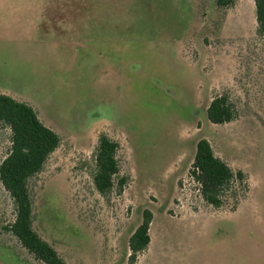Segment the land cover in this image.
<instances>
[{"label":"rangeland","instance_id":"1","mask_svg":"<svg viewBox=\"0 0 264 264\" xmlns=\"http://www.w3.org/2000/svg\"><path fill=\"white\" fill-rule=\"evenodd\" d=\"M0 93L30 104L60 136L28 188L33 228L67 264H127L143 209L150 241L132 264H264L254 0H0ZM220 93L237 118L214 124L206 107ZM101 133L119 144L105 194L92 180ZM8 136L0 124V160ZM200 138L245 173L219 208L189 173ZM12 217L0 184V264H42L1 227Z\"/></svg>","mask_w":264,"mask_h":264},{"label":"trees","instance_id":"2","mask_svg":"<svg viewBox=\"0 0 264 264\" xmlns=\"http://www.w3.org/2000/svg\"><path fill=\"white\" fill-rule=\"evenodd\" d=\"M234 2L235 0H215V5L226 8ZM254 7L257 32L264 42V0H254ZM206 117L214 124L236 119L237 111L229 95L220 93L213 96L206 107ZM0 124L9 130L8 148L0 160V184L13 207L12 220L1 224V227L36 261L42 264H67L53 245L33 228V206L28 188L29 179L42 169L50 153L59 145L60 136L38 118L30 104L4 93H0ZM118 146V142L106 134L99 135L92 180L95 188L102 194L115 186L119 173L116 158ZM189 173L198 185L202 199L215 208L225 203L226 192L234 182L245 185V173L241 169H233L215 155L206 138H200L195 144ZM118 183L119 187L122 186L124 179L120 178ZM152 217L150 210H142L141 222L127 240V264H132L137 254L149 244Z\"/></svg>","mask_w":264,"mask_h":264}]
</instances>
